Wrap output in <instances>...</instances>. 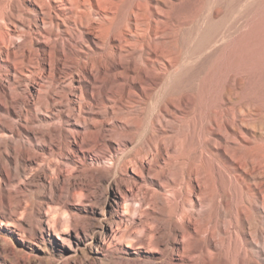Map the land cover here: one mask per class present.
Here are the masks:
<instances>
[{"label":"rangeland","instance_id":"1","mask_svg":"<svg viewBox=\"0 0 264 264\" xmlns=\"http://www.w3.org/2000/svg\"><path fill=\"white\" fill-rule=\"evenodd\" d=\"M113 1L95 28L0 0V215L7 194L40 208L0 229V264H264V141L210 123L248 104L264 121V0ZM154 143L202 159L192 221L165 210L170 160L139 168Z\"/></svg>","mask_w":264,"mask_h":264},{"label":"bare ground","instance_id":"2","mask_svg":"<svg viewBox=\"0 0 264 264\" xmlns=\"http://www.w3.org/2000/svg\"><path fill=\"white\" fill-rule=\"evenodd\" d=\"M39 6L41 9L47 6L46 10L49 12V15H53L54 18L58 19L57 25H60L61 22H69L71 26H93L95 28H100L102 23L100 19L107 18L113 12V0H38ZM145 2V1H144ZM146 3L138 2L135 5V16L138 18L135 27L140 29L138 31L139 41H143V37L147 35L150 39L156 33V27L150 20H144V28L141 26V21L139 16L142 15L141 10ZM45 5V7H44ZM160 9V5L155 6ZM52 17V19H53ZM111 20V19H110ZM143 21V20H142ZM56 24V23H55ZM128 30H132L133 25H127ZM113 25H108L104 32L109 34ZM72 28V27H71ZM79 28V27H78ZM128 39V38H127ZM126 39V40H127ZM125 40V39H124ZM128 41V40H127ZM129 42V41H128ZM147 42V41H146ZM140 43V42H139ZM149 43V42H148ZM169 53V52H168ZM166 55V53H165ZM236 91L233 88H229L223 99H233L236 95ZM223 102V101H222ZM231 111V112H230ZM211 128H220L227 129L230 128L232 133L235 135H242L245 133L252 134V136L257 137L261 135L260 139L264 141V121L259 120V109L256 108L253 104H248L242 107H231V108H219L214 111V115L210 120ZM243 126L247 127L249 130L244 131ZM168 158L174 168L176 169V187L168 194L163 200L165 210L167 211L170 206L175 207L176 214L179 219L192 221L193 218V209L197 207V204L200 202L201 196H205L206 191V179L207 175L204 172V166L202 164V159L198 161H189L186 160L185 156H177L176 154H171L166 146L162 143H154L149 151H147L142 157L139 158L140 170L144 169L147 166H152L158 158ZM134 165L131 169L135 172L138 171ZM137 170V171H136ZM139 172V171H138ZM138 174V173H137ZM140 188H138L139 190ZM137 191V190H136ZM134 192V191H133ZM138 193V192H137ZM135 194V193H134ZM132 193V195H134ZM197 197L198 202L193 200L190 195ZM137 195V194H136ZM135 196V195H134ZM187 202L189 206L187 207ZM264 202V197H263ZM152 209L155 211L159 206V200H150ZM2 207L6 208V212L0 215V229L1 231H6L13 235L15 228L20 231H27L29 227L25 225V222L18 220L14 223L13 216L17 214L20 209L23 212L28 214L37 213L40 211V208L34 204H26L23 206L21 201L14 202L12 197L7 194L2 198ZM170 211V210H168ZM22 212V214H23ZM168 217H171L169 212L167 213ZM24 215V214H23ZM46 214L40 213L39 218L41 222H45ZM17 219V218H16ZM21 219V218H20ZM49 224V223H48ZM182 230V226L179 221H174L172 225V231L175 234H178ZM15 235V234H14ZM183 236H190L189 232L183 234Z\"/></svg>","mask_w":264,"mask_h":264}]
</instances>
